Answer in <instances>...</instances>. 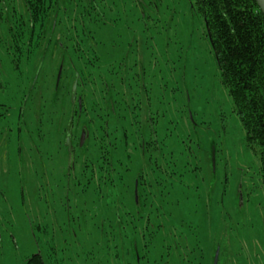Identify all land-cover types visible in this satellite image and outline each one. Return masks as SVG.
<instances>
[{
	"label": "rangeland",
	"instance_id": "obj_1",
	"mask_svg": "<svg viewBox=\"0 0 264 264\" xmlns=\"http://www.w3.org/2000/svg\"><path fill=\"white\" fill-rule=\"evenodd\" d=\"M26 1L0 0V264L34 253L44 264H131L135 255L142 264H264L260 150L191 0H125L119 21L108 0H57L35 26L39 49L22 52L13 33ZM40 36H54L53 48L72 37L89 47L98 64L87 81L64 66L66 51L42 61ZM75 82L79 126L97 129H85L86 147L76 132L71 153L63 144ZM131 226L138 234L127 239Z\"/></svg>",
	"mask_w": 264,
	"mask_h": 264
},
{
	"label": "trees",
	"instance_id": "obj_2",
	"mask_svg": "<svg viewBox=\"0 0 264 264\" xmlns=\"http://www.w3.org/2000/svg\"><path fill=\"white\" fill-rule=\"evenodd\" d=\"M110 2L121 7L120 10L115 13L116 19L114 21H119L121 15L126 16L123 12L126 10V3L129 4V0H127V2L125 0H108L106 4ZM133 2L135 4V1ZM139 2L140 1L136 0V5L138 3L139 6ZM191 2L198 13L202 14L205 18L207 34L211 36L212 44L216 49L222 82L227 88L228 93H230L235 110L242 120V125L246 132V139H248L251 145H257L260 150L262 161L261 173L264 183V13L261 11L256 0H191ZM24 6L26 7V14L22 15L23 13H19L20 16L17 18L18 24H16V26L18 28L16 32H18V35L16 32L13 34L18 40L20 39L21 46L19 49H39V38L35 37V26L39 24L40 30V28L44 27L46 24L45 17L51 12L55 13L59 10L57 0H27ZM133 7L136 9L135 5ZM134 8L132 9L133 12L135 10ZM62 10L64 9L62 8ZM97 13L99 15V11H97ZM140 14L141 11H138V18L142 17ZM128 15L132 16L130 12ZM100 18L107 24L106 18ZM24 24L29 28L28 33L25 32ZM15 37L14 39L16 40ZM68 41H70L69 48L72 49H69L67 45L66 47L68 49H66L65 46L63 47L61 45L60 41H56L57 45L53 48L52 45L55 44L54 36L47 42H43L40 36V44L42 47L44 46L43 52L40 53L42 55V61L45 62L48 59L47 57H49L48 54L50 51L54 52L55 50V55L58 51H66V55H64V66L67 67L66 64L71 66L70 68L74 80L76 79V72L79 71L82 81L86 82L88 75H90L89 70L92 69V66H96L98 62L95 63L96 59L92 57H85V54L91 53V49L85 46L80 47V45H82L81 41L77 44V42H75L76 39L74 40L73 37ZM44 50L47 52L45 53ZM37 52L39 53V51ZM76 62L79 64L75 65L74 63ZM56 88L54 92L49 91L51 101H59V94L62 93V89H60L62 88V84L60 83ZM116 99L117 98L114 96L110 97L113 107L116 105ZM91 103L93 105L92 107H95L94 101H91ZM75 111L76 113L73 121L74 135H76L77 129L80 128L79 125L81 124H79V122H82V116L85 114L86 110L84 106L81 109H77L76 106ZM116 115H114V117ZM92 116L93 118H97L95 111L92 113ZM111 117H113V114ZM118 124L120 123L114 121V124L111 126V129L114 130H112L114 139L117 134L122 133L121 125L119 126V131H117L116 126ZM82 126L84 129L87 128L90 133L91 131L92 133L93 131L95 132L97 129L90 120L87 121L86 124L84 122ZM87 145L88 143L86 142L84 146L86 147ZM89 146L94 150L97 148L96 145L92 143ZM90 147L89 149L91 151ZM110 149L112 151V145L109 141H107V144L103 145L102 148L98 149L100 154L99 158L96 160L97 162L99 161L100 166L103 164L101 151ZM114 164L115 163H113V165ZM107 197L111 198L112 193L106 194L105 198L107 199ZM117 214L121 215L119 212H117ZM136 215L138 216V213H136ZM136 219L140 220L139 217ZM136 229L137 226L127 228L125 235L127 239H129L131 231L135 232ZM135 234H138V231L135 232ZM134 259L135 260L132 261L131 264H142V257L139 258L140 263H138L136 255ZM26 264H44V259L40 253H34L29 257Z\"/></svg>",
	"mask_w": 264,
	"mask_h": 264
},
{
	"label": "flooded vegetation",
	"instance_id": "obj_3",
	"mask_svg": "<svg viewBox=\"0 0 264 264\" xmlns=\"http://www.w3.org/2000/svg\"><path fill=\"white\" fill-rule=\"evenodd\" d=\"M37 1V0H36ZM77 93H78V88H77ZM72 94V93H71ZM70 100H71V96H70ZM76 102H75V104L73 105V101L71 100V105H72V107L70 108V111H71V115L73 114V121H74V116H75V113H76V105L78 106L77 107V109H81V105H82V102H81V104H80V100H79V97L76 95ZM82 101V100H81ZM71 115H70V117H71ZM4 118V117H3ZM70 119V118H69ZM73 121H72V123H73ZM68 122H69V120H68ZM68 125H69V123H68ZM68 125H67V128H68ZM67 128H66V131H65V133H64V141H65V144H63L64 145V147H66L67 148V151H68V148H69V146H67L66 145V138H67ZM80 130V131H79ZM77 132H79L80 133V137H79V144H80V141H81V137H82V133L84 132L85 134H86V131H85V129L83 128V126L82 127H80L79 129H77ZM85 137H87V134H86V136ZM75 141H76V139H75V137H74V123H73V126H72V133H71V153L73 152V150H74V145H75ZM82 144H84V142L82 143ZM69 152V153H70ZM70 153V154H71ZM138 181L139 180H137V182H136V185L138 184Z\"/></svg>",
	"mask_w": 264,
	"mask_h": 264
},
{
	"label": "water",
	"instance_id": "obj_4",
	"mask_svg": "<svg viewBox=\"0 0 264 264\" xmlns=\"http://www.w3.org/2000/svg\"><path fill=\"white\" fill-rule=\"evenodd\" d=\"M140 1H142V0H140ZM257 1V3H258V5H259V7H260V9H261V11H263V13H264V0H256ZM61 72V71H60ZM60 74L61 73H59V76H60ZM59 78V77H58ZM72 95H71V100L73 101V105L75 104V102H76V95H77V82H75L73 85H72ZM79 100H80V98H79ZM81 100H80V104H81ZM72 121H73V114L71 115V117H70V119H69V125H68V128H67V138H66V145L67 146H69V148H71L72 146H71V133H72V126H73V123H72ZM83 135H82V137H81V141H80V143H83L84 142V140H85V136H86V134L83 132L82 133ZM217 257H216V259L218 258V252H217Z\"/></svg>",
	"mask_w": 264,
	"mask_h": 264
}]
</instances>
